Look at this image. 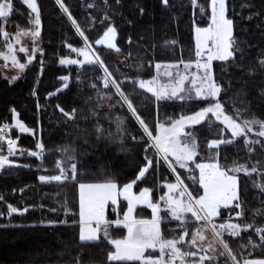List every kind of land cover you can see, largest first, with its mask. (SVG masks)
<instances>
[{
	"label": "snow or ice",
	"instance_id": "1",
	"mask_svg": "<svg viewBox=\"0 0 264 264\" xmlns=\"http://www.w3.org/2000/svg\"><path fill=\"white\" fill-rule=\"evenodd\" d=\"M30 10L28 15L29 28H19L14 36L5 29L7 23L14 13V0H0V37L3 38V50H0V58L5 62L11 61V67L15 74L6 77L8 83L12 84L21 78V74L32 64L37 52L41 56L44 49L39 47L41 37V8L37 0H21ZM119 5L121 0H115ZM166 8L170 6V0H160ZM192 9H199V12L208 16V23L201 27L193 20L192 29L195 39V59H180L163 65V76L161 79L160 69L162 64L155 63L157 74L150 79L141 77L144 54H137L134 65L136 74L120 72L117 68L115 72L111 70L104 56L90 42L85 30L74 17L65 0H55L67 19L71 22L75 33L81 37L83 45L73 47L65 43L77 56L83 59H74L67 56L59 60L61 65H88L92 75L89 77V86L95 90L94 96H89L86 102H92L89 107L91 117H99L100 109L105 104L109 111L102 115L115 125V131H106L100 126L99 120L95 126L97 141L106 140L108 143H118L120 151H130L131 145L126 143L130 137L133 144L142 146L145 163L139 167L135 178L122 186L111 175L105 174L102 182L86 183L80 181L82 172V161L79 152L73 144H63L56 146L55 174H40L38 180L41 183H53L58 186H65L68 183L78 185L79 190V246L80 251L68 252L71 256L65 264H86L84 260V247L93 243L101 242V237L106 240L111 248L107 251L106 261L100 264H264V257L250 258L252 251L247 254L243 249L255 250L264 249V225H257L255 218L253 222H235L234 218L244 217L243 199L240 195V173L251 177L252 174H259L262 168L260 161L253 162L251 167L247 163H239L233 160L231 165L221 162L222 146L238 145L239 139L243 140L245 149L249 154L254 153V145H259L264 149V119L254 113L244 115L250 110L247 107L237 108L234 114H229L225 105L219 99L223 88L214 76V61L223 64L236 63L237 59L243 60V49L239 46L237 38L234 36L235 20L228 15V0H208L207 10L199 0H189ZM104 15L101 23L110 20L108 10L111 5L109 0H103ZM89 9L97 7L95 3L86 5ZM248 3L241 4V8H251ZM143 14L144 9H140ZM210 13V14H209ZM253 14H249L248 19ZM259 15V13H255ZM95 17H90L95 21ZM131 23V22H129ZM21 37H29L32 42L31 49L20 46L18 49L14 45L21 44ZM129 46L132 38L129 37ZM95 45H104L108 50L121 54V48L117 42V29L109 23L103 35L95 40ZM166 46L175 47L177 41H165ZM155 48V45H152ZM17 51L24 53V60L21 62L17 57ZM237 53H240L239 58ZM132 56L131 51L124 59L128 60ZM257 63L261 70H264V54L257 58ZM183 65V71L180 69ZM195 67V71L191 69ZM242 67V65H240ZM7 67V63L5 64ZM97 69L99 73L97 74ZM43 61H41V72ZM174 70V71H173ZM255 69H249V73ZM119 73V78L116 73ZM65 82L61 87H67L68 76L60 77ZM77 81H81V76L77 75ZM98 81L99 83H97ZM131 85V90H127L125 85ZM102 85V87L100 86ZM137 89L143 90L138 93ZM57 92L60 89H56ZM264 92V90H262ZM144 93L145 100L155 103L157 111L162 103L172 101L202 100L206 106L191 114H181L178 118L169 117L167 121H161L157 116L155 126H151L142 116L137 97ZM33 89L32 95L36 96ZM55 93H48L53 96ZM119 106L121 112L126 107L127 114L117 113L113 116L112 109ZM37 110L40 104L37 102ZM63 117L75 124L77 109L71 112L66 111L59 104L56 105ZM11 123L0 124V173L6 167L8 169L16 167H30L28 164L19 165L15 159L18 152L17 139H13L8 129H18L20 133L33 134V129L29 128L20 120L19 113L15 107L10 108ZM130 114V115H129ZM211 114V115H209ZM218 121L223 127L219 128V138H212L207 141L206 150L203 149L195 135L194 126L207 122L209 131L214 127V122ZM87 119V117H86ZM129 119L134 120L139 126L140 135H136L130 130ZM80 131H84L80 129ZM230 133V136L227 135ZM79 134V133H78ZM249 134H254L250 137ZM7 144V154H4L3 144ZM85 143H88L85 137ZM36 150H27L29 157H35L41 161L37 165L38 170L44 167L45 144L37 140ZM25 149H19V155L23 156ZM226 159V157H224ZM162 162V163H161ZM155 165L154 172L159 173L165 167L172 176L174 182H170L167 177L163 182L166 189L158 197H154V190L151 187H140L138 192L133 191V186L143 182L146 174ZM178 169L184 170L183 173ZM198 173V174H197ZM191 181V183H186ZM198 185V186H197ZM260 192L264 193V183L255 185ZM21 192L24 189H20ZM60 193H57L59 195ZM3 197L0 196V201ZM126 202V204H125ZM58 203H60L58 201ZM65 216L70 208L65 199L62 202ZM111 207L115 218L106 215V209ZM145 209L150 210V217L143 215ZM55 212L57 209H50ZM28 211L27 207L19 208L11 203L7 204V212L0 211V217L6 216L8 224H0V227H24V225L12 224L13 214L22 216ZM257 215L261 210H254ZM227 213V216H225ZM219 218V221H217ZM43 225L52 226L57 223L67 224V220H42ZM77 222L72 221V225ZM175 225L171 227V225ZM34 227V225H32ZM249 229L259 238V243L248 237L247 245L242 244L241 252L237 253L230 245L229 238L241 237V233ZM122 230L121 235L117 232ZM169 233L171 235H169ZM210 234V235H209ZM186 237H190L186 239ZM158 253V254H157ZM64 253H61L63 255ZM220 258H223L222 260Z\"/></svg>",
	"mask_w": 264,
	"mask_h": 264
},
{
	"label": "trees",
	"instance_id": "2",
	"mask_svg": "<svg viewBox=\"0 0 264 264\" xmlns=\"http://www.w3.org/2000/svg\"><path fill=\"white\" fill-rule=\"evenodd\" d=\"M37 2L41 8L43 70L41 72V63L34 60L17 82L9 84L0 78V124L11 123L10 108L15 107L19 113L18 118L34 132L33 135L18 133L14 128L8 129L13 139L18 137L17 155L10 159H15L19 165L28 164L30 167L12 169L6 167L0 173V196L3 197L0 201V211L6 213L8 203L19 208L27 207L28 211L22 216L13 214L11 220L12 224L24 225V227H0V264H65L71 259L68 252L80 251L78 185L68 183L65 186H58L55 182L41 183L38 180L40 174H55L57 145L73 144L79 152H83L80 156L83 162L80 169L82 172L80 181L86 183L102 182L105 174H108L122 186L134 179L139 167L146 162L142 146L133 144L130 137L126 143L131 145V150L127 152L120 151L118 143H108L103 139L97 141L95 134L97 119L106 131H115V125L102 115L109 111L106 104L100 109L99 117L89 115L88 109L92 102L86 101L89 96L95 95V90L89 86V77L92 75L89 70L90 66H67L59 63V60L65 56L80 59V56L66 47L65 43L78 48L83 45V41L75 33L71 22L61 13L55 0H37ZM186 2L187 0H170V6L166 8L160 0H121L119 5L115 3V0H109L111 7L108 10V16L111 19L101 23L104 15L103 0H65L74 17L85 30L94 49L104 56L109 68L114 72L118 68L120 72L135 75V67H129V64L134 65L137 54H144L146 51L140 72L144 79L154 76L157 62L168 64L180 59L186 61L195 59L193 20L200 26H204L205 22H197ZM199 2L207 8L208 0H199ZM228 2V15L235 20L234 36L243 49V60L237 59L236 63L223 65L219 61L213 62L215 79L223 88L219 99L229 114H234L237 108L247 107L250 111L244 115L254 113L264 119V92H262L264 90V70H261L257 63V58L264 54V0H228ZM89 3H95L97 7L89 9L86 7ZM243 3L251 4L252 7L242 9L241 4ZM16 7L13 15L4 25L7 32H9L10 23H15L21 29L29 27L26 7L18 4ZM141 8L144 9L143 14L140 12ZM250 13L253 14L252 18L248 19ZM90 17H95V21H91ZM109 23L117 29V42L122 50L121 54L108 50L104 45L94 43L103 35ZM129 37L132 38L131 46L128 42ZM171 40L177 41L174 48L164 44L165 41ZM152 45H155V48ZM130 51L132 56L125 60L124 57L128 56ZM115 56L120 57L122 62ZM239 56L240 53H237L238 58ZM249 69H255V71L249 73ZM78 73L81 76L80 82L77 81ZM97 74H101L98 69ZM116 75L119 78L118 72ZM63 76L69 77L67 87H61L65 83L60 79ZM125 87L131 90L132 86L126 84ZM58 88L59 92L56 91ZM33 89L36 90V96L32 95ZM50 92L55 94L48 96ZM137 92L142 93L143 90L137 89ZM144 96L150 97V94L144 93L143 96H138L137 104L142 116L153 128L157 116L161 121H167L169 117L178 118L181 114H191L206 106L204 101L194 97L186 102L162 103L157 111L155 103L145 100ZM37 102L41 106L39 111L36 107ZM57 104L69 112L73 108L77 109L75 124L79 126V129L63 117L56 107ZM112 113L113 116L117 113L127 114V109L125 107L121 112L117 105L112 109ZM213 122L214 127L211 132L207 122L194 126L198 142L205 150L207 141L219 138V128L223 127L214 119ZM129 125L130 130L136 135L141 134L134 120L129 119ZM227 135L230 136V133ZM85 137L88 140L87 144ZM37 140H41L46 149L50 150L45 152L44 167L39 170L37 165L41 164V161L27 155V150H36ZM253 147L254 153L249 154L242 139H239L238 145L222 146L221 162L231 165L233 160H237L251 167L253 162L260 161L264 168V149L259 145ZM21 148L25 149L23 156L19 155ZM154 168L155 165L146 174V179L142 183L137 182L139 187L134 185L135 192L145 186L153 188L154 192L157 188L163 189V183L158 185L157 181L163 182L165 177L173 182L166 167L161 168L158 174L154 172ZM178 171L183 173L184 170L178 169ZM239 175L241 177L240 195L244 201V217L234 218L235 222H253L255 218L257 225H264V193L255 186L257 183H264V170L259 174H252L251 177L244 176L243 173ZM186 183L190 184L191 181L186 180ZM20 189L24 191L21 192ZM57 193L60 194L57 195ZM154 197L157 196L154 195ZM65 199L70 208L67 216L62 207ZM53 208L57 211L50 210ZM257 209L261 210V214H256L254 210ZM110 211L109 208L108 214L112 213ZM143 213L150 217L151 213L148 209H145ZM49 219L67 220L68 223H57L52 226L40 223L42 220ZM73 220L77 222L75 225H72ZM217 221L220 222L219 218ZM8 223L6 216L0 217V224ZM116 234H123L122 230ZM249 236L259 243V238L252 229L242 232L241 237L231 242L235 247L236 245H247ZM110 248L111 246L103 238L101 242L86 245L84 247L86 264H100L106 261L107 251ZM243 251L245 254L252 251V258L264 257V249L261 248L255 250L245 248ZM61 253L64 254L61 255Z\"/></svg>",
	"mask_w": 264,
	"mask_h": 264
},
{
	"label": "rangeland",
	"instance_id": "3",
	"mask_svg": "<svg viewBox=\"0 0 264 264\" xmlns=\"http://www.w3.org/2000/svg\"><path fill=\"white\" fill-rule=\"evenodd\" d=\"M186 4H187V7L192 11V13H194V10L192 9V7H191V4L189 3V0H187V2H186ZM206 10H207V8H206ZM210 14V13H209ZM194 15V14H193ZM194 17L196 18V20H197V22H200V23H204L205 22V25L204 26H206L207 25V23H208V16L207 15H203V14H201L200 12H199V9H196L195 10V15H194ZM198 24V23H197ZM204 26H201V27H204ZM29 27H31V25L29 24ZM28 27V28H29ZM42 38L40 37L39 38V47H41L42 49H43V45H42V40H41ZM2 40H3V38H2ZM3 46V45H2ZM17 49L20 47V46H26V47H28L29 48V50L31 49V46H32V42H31V39L29 38V37H21V44H19V45H14ZM17 57H18V59H20L21 60V62H23V60H24V53H20L19 51H17ZM115 58L117 59V60H120L121 62H122V59L120 58V57H118V56H115ZM80 59H83V57L82 56H80ZM34 60H38L40 63H41V61L43 60V56H41L40 55V53L39 52H37V54H36V57H35V59ZM33 60V61H34ZM7 63V67H5V64ZM163 65H165V64H162V68L160 69V73H161V79H167V77H164L163 76V72H164V67H163ZM68 66V65H67ZM78 66V65H77ZM78 67H81V66H78ZM180 67H181V71H183V65H180ZM27 69V68H26ZM26 69H25V71H26ZM24 71V72H25ZM174 71V70H173ZM191 71L192 72H194L195 71V67L193 66V68L191 69ZM15 74V70L14 69H12V67H11V61H7V62H5L2 58H0V78L1 79H4V80H6L7 82H8V79L6 78V77H11L12 75H14ZM24 73H22L21 74V76L23 75ZM157 74V70H155V72H154V75H156ZM19 79H17L15 82H17ZM14 82V83H15ZM13 84V83H12ZM107 105V104H106ZM106 108H108V105L106 106ZM109 109V108H108ZM209 115H211V114H209ZM214 119V118H213ZM214 121H215V119H214ZM216 122H218V121H216ZM14 128V127H13ZM15 129V128H14ZM17 131H18V133H20L19 132V130L18 129H16ZM250 135V137H253V138H255L254 137V134H249ZM3 149H4V151H5V154H7V144H6V142L3 144ZM173 182H174V179H173ZM134 187V186H133ZM133 191L135 192V190L133 189ZM164 190L163 189H160V188H157V190H155V192H154V195L155 196H157L156 198H158L161 194H162V192H163ZM78 197H79V190H78ZM126 203V202H125ZM109 208H111V207H109ZM109 208H107V209H109ZM110 212H112V211H110ZM109 216H111L112 215V217L111 218H115V216H114V214H108ZM249 231V230H248ZM243 232V231H242ZM242 234V233H241ZM171 235V234H170ZM210 235V234H209ZM187 238V237H186ZM190 237H188L187 239H189ZM101 239H102V237H101ZM233 239H235V238H229V242H230V245H231V247L237 252V253H239V252H241V247L239 246V245H236V247H235V245L232 243L233 242ZM232 241V242H231ZM244 250V249H243ZM250 258H252V257H250ZM221 260L223 259V258H220Z\"/></svg>",
	"mask_w": 264,
	"mask_h": 264
},
{
	"label": "flooded vegetation",
	"instance_id": "4",
	"mask_svg": "<svg viewBox=\"0 0 264 264\" xmlns=\"http://www.w3.org/2000/svg\"><path fill=\"white\" fill-rule=\"evenodd\" d=\"M14 2H15V9L17 8L16 7V5L18 4L19 6H23V7H26V9H27V14L29 15V12H30V10L27 8V6L26 5H24L22 2H21V0H14ZM13 15V14H12ZM11 15V16H12ZM17 30H18V27L15 25V23H10L9 24V34H11L12 36H14L15 34H16V32H17ZM3 44H2V38H0V50H3V46H2Z\"/></svg>",
	"mask_w": 264,
	"mask_h": 264
},
{
	"label": "crops",
	"instance_id": "5",
	"mask_svg": "<svg viewBox=\"0 0 264 264\" xmlns=\"http://www.w3.org/2000/svg\"><path fill=\"white\" fill-rule=\"evenodd\" d=\"M180 69H181V67H180ZM155 70H156V68H155ZM163 186V185H162ZM133 189H134V187H133ZM163 190H166V189H164L163 188ZM126 204V203H125ZM111 209V208H110ZM112 211V210H111ZM150 211V210H149ZM151 213V212H150ZM143 215H146L145 213H142ZM106 215H108V209H106ZM151 215V214H150ZM171 227H174L173 225H171ZM169 235H170V233H169ZM188 238V237H187ZM186 238V239H187ZM158 254V253H157Z\"/></svg>",
	"mask_w": 264,
	"mask_h": 264
},
{
	"label": "built area",
	"instance_id": "6",
	"mask_svg": "<svg viewBox=\"0 0 264 264\" xmlns=\"http://www.w3.org/2000/svg\"><path fill=\"white\" fill-rule=\"evenodd\" d=\"M165 167H166V166H165ZM167 170H168V169H167ZM168 173H169L170 177L173 178V179L175 180V177L172 176V174L169 172V170H168Z\"/></svg>",
	"mask_w": 264,
	"mask_h": 264
},
{
	"label": "water",
	"instance_id": "7",
	"mask_svg": "<svg viewBox=\"0 0 264 264\" xmlns=\"http://www.w3.org/2000/svg\"><path fill=\"white\" fill-rule=\"evenodd\" d=\"M8 133H9V135H10V131L8 130Z\"/></svg>",
	"mask_w": 264,
	"mask_h": 264
}]
</instances>
